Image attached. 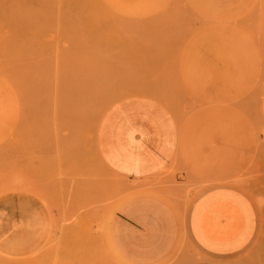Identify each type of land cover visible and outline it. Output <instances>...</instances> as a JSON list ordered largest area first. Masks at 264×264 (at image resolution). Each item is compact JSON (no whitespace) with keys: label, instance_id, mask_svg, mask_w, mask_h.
<instances>
[{"label":"rangeland","instance_id":"rangeland-1","mask_svg":"<svg viewBox=\"0 0 264 264\" xmlns=\"http://www.w3.org/2000/svg\"><path fill=\"white\" fill-rule=\"evenodd\" d=\"M137 102L175 128V161L147 183L100 153L106 123L111 143L133 118L140 130ZM222 186L259 211L235 264H264V0H0V264H133L111 227L141 196L185 225L192 204L197 237L236 248L253 215L227 191L235 219L215 236L202 198Z\"/></svg>","mask_w":264,"mask_h":264},{"label":"crops","instance_id":"crops-1","mask_svg":"<svg viewBox=\"0 0 264 264\" xmlns=\"http://www.w3.org/2000/svg\"><path fill=\"white\" fill-rule=\"evenodd\" d=\"M139 104L146 108L140 117V130L130 129L137 127V123H134L137 121L133 118L129 129L128 124H123L116 130L111 143V124L106 123L101 130L100 153L116 171L123 174L120 178L147 183L159 179L175 161L176 137L173 121L166 111L155 104ZM135 132H139V135ZM120 159H140L138 162L141 166L133 170V174L128 173L125 172L129 171L128 168ZM133 175L142 179L136 180ZM227 191L239 195L253 215L248 237L236 248L218 250L200 240L191 227L192 204L185 225L184 214L180 218L174 206L173 210L162 199L151 196L130 199L120 207L111 227L114 245L121 256L133 264H159L172 257L173 264H235L237 258L254 243L260 219L254 201L245 192L226 186L211 188L203 192L205 197L202 200L212 214L211 227L215 236L220 235L235 219L227 211L226 201L222 197ZM184 229L188 235L185 244L182 242Z\"/></svg>","mask_w":264,"mask_h":264},{"label":"bare ground","instance_id":"bare-ground-1","mask_svg":"<svg viewBox=\"0 0 264 264\" xmlns=\"http://www.w3.org/2000/svg\"><path fill=\"white\" fill-rule=\"evenodd\" d=\"M146 93H148V92H146ZM80 112H82V111H80ZM76 114H77V112H75ZM79 115V114H78ZM81 116H82V114H81ZM94 149V148H93ZM94 152L96 153V151L94 150ZM151 177V176H150ZM201 198V197H200ZM197 200V199H196ZM125 202V201H124ZM243 202V201H242ZM120 203V202H119ZM199 205V204H198ZM27 206V205H26ZM196 207V206H195ZM198 207V206H197ZM235 217V216H234ZM209 219H211V218H209ZM236 221V220H235ZM233 222V221H232ZM231 222V223H232ZM239 222H240V220H239ZM231 223H230V225H231ZM237 224V223H236ZM244 224V223H243ZM233 225H235V224H233ZM110 227H111V225H110ZM233 227V226H232ZM236 227V226H235ZM234 227V228H235ZM238 227V226H237ZM240 227V226H239ZM17 228V227H16ZM37 228V227H36ZM227 229H229V228H227ZM230 230V229H229ZM232 230V229H231ZM233 231V230H232ZM235 232V231H234ZM233 234V233H232ZM5 239V238H4ZM6 242V241H5ZM223 249V248H222ZM230 249V248H229ZM3 256V255H2Z\"/></svg>","mask_w":264,"mask_h":264}]
</instances>
